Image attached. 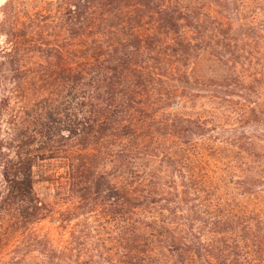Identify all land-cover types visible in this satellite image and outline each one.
<instances>
[{
	"label": "trees",
	"instance_id": "obj_1",
	"mask_svg": "<svg viewBox=\"0 0 264 264\" xmlns=\"http://www.w3.org/2000/svg\"><path fill=\"white\" fill-rule=\"evenodd\" d=\"M35 3L0 10L1 64L45 91L0 139V240L26 226L51 264H264V99L252 69L264 29L218 11L231 0ZM198 100L200 111L174 110ZM55 158L71 196L61 210L34 184L39 161ZM47 217L69 238L42 233Z\"/></svg>",
	"mask_w": 264,
	"mask_h": 264
},
{
	"label": "rangeland",
	"instance_id": "obj_2",
	"mask_svg": "<svg viewBox=\"0 0 264 264\" xmlns=\"http://www.w3.org/2000/svg\"><path fill=\"white\" fill-rule=\"evenodd\" d=\"M6 1L0 0V10ZM35 1L42 3L55 0H30L33 4H36ZM231 1V6L225 9L219 6L217 7L218 11L235 18L238 16L242 22L255 24L258 25V29H264V0ZM246 4H248V8L244 9L243 7ZM238 6L243 8L240 9L242 12L240 15L234 13ZM261 34L262 37L260 35L257 38V43H255L252 69L254 68L258 71V73L256 72V77L260 79V95L264 99V31ZM4 38H0V46L5 45ZM227 73L228 71L225 72L223 70L222 76L227 75ZM28 75L29 72L25 74L24 72L17 71L10 63L6 65L1 64L0 59V139L5 138L7 140L11 137L17 128L20 127L13 123L16 120V116H20L22 112L27 111V109L35 104L37 96L39 94L43 96L45 92L44 89L42 90L43 87L37 88L34 85H25L24 82L27 80ZM235 99L239 100V97ZM202 104L203 100L194 101L193 103L185 102V104L182 103L181 106L175 107L174 110L179 113H192L194 111H200ZM206 107H210V105L207 104ZM225 111L228 115H232L233 110H231V106L226 105ZM257 129L261 132L264 130V126H257ZM34 184L38 196L44 202L54 206L57 210L65 208L70 203L71 196L68 190V174L64 160L59 158L40 160L34 169ZM4 187L5 183L0 169V191L4 190ZM231 188L230 190L241 191V188L235 184H232ZM94 216L96 217V215ZM0 220L1 222L4 221L1 215ZM5 220L6 227L12 224V219L6 218ZM41 220L35 225L41 229L42 233H46L49 229L53 228L57 242H62V240L69 238V231L67 233L56 219L47 217V219ZM77 221L75 219L73 223L76 224ZM97 225L100 226V223L97 222ZM30 226H33V224ZM10 227H8V233L6 229V235L3 237V240H0V264H51L40 251L43 250L44 243H38L32 238L25 236L23 231L29 230L26 229V226L14 232V229Z\"/></svg>",
	"mask_w": 264,
	"mask_h": 264
}]
</instances>
